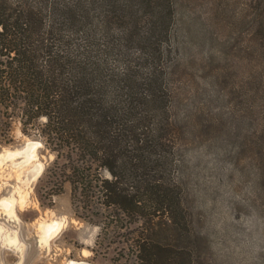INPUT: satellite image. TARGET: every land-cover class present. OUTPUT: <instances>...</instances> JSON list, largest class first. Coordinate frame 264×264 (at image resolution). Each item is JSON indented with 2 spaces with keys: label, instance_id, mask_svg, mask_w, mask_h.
Returning a JSON list of instances; mask_svg holds the SVG:
<instances>
[{
  "label": "trees",
  "instance_id": "16d2710c",
  "mask_svg": "<svg viewBox=\"0 0 264 264\" xmlns=\"http://www.w3.org/2000/svg\"><path fill=\"white\" fill-rule=\"evenodd\" d=\"M260 1L249 21L242 17L251 71L223 92L220 73L204 89L194 80L205 79L214 59L196 57L197 46L213 51L214 40L203 27L186 32L178 0H0V118H20L24 133L42 121L39 134L58 155L48 171L57 193L71 184L100 238L111 227L126 231L118 261L127 251L135 264H211L183 159L191 147L207 146L230 163L238 193L251 183L248 208L264 212ZM182 67L193 78L179 74Z\"/></svg>",
  "mask_w": 264,
  "mask_h": 264
},
{
  "label": "rangeland",
  "instance_id": "374dc122",
  "mask_svg": "<svg viewBox=\"0 0 264 264\" xmlns=\"http://www.w3.org/2000/svg\"><path fill=\"white\" fill-rule=\"evenodd\" d=\"M257 1L178 0L180 22H186L182 19L186 15L191 26H186V32L196 35L203 27L214 40L213 51L197 46L196 57H214L203 72L206 80L192 69L182 67L178 73L189 74V78L196 73L194 80L200 89L207 88L216 73L226 76L228 84L220 85L223 92L239 88L251 71L249 59L242 58L245 53L247 58L244 50L249 39L242 17L249 21ZM226 56L230 60L224 61ZM219 101L214 106L221 112L229 101ZM41 124L35 123L24 133L20 118L6 124L0 118V264H135L127 251L118 261V253L125 247L118 241L126 231L111 227L109 235L100 238L101 227L85 217L94 216L74 200L71 184L65 183L57 193L58 180L48 171L54 168L58 155L39 134ZM6 126H10L9 131L2 133ZM183 159L202 205L211 264H264V212L248 208L251 183L242 185L243 193H238L237 175L229 170L230 163L222 158L219 162L216 151L207 146L191 147ZM64 163L65 159L59 161ZM104 175L110 176L107 171ZM94 220L103 223L104 218Z\"/></svg>",
  "mask_w": 264,
  "mask_h": 264
}]
</instances>
